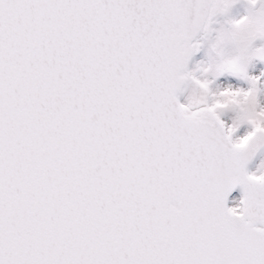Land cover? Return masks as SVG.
I'll return each instance as SVG.
<instances>
[{"label": "snow or ice", "instance_id": "obj_1", "mask_svg": "<svg viewBox=\"0 0 264 264\" xmlns=\"http://www.w3.org/2000/svg\"><path fill=\"white\" fill-rule=\"evenodd\" d=\"M258 65L264 0H0V264H264Z\"/></svg>", "mask_w": 264, "mask_h": 264}, {"label": "rangeland", "instance_id": "obj_2", "mask_svg": "<svg viewBox=\"0 0 264 264\" xmlns=\"http://www.w3.org/2000/svg\"><path fill=\"white\" fill-rule=\"evenodd\" d=\"M243 13H244V8H243L242 5H241L237 10H234V15H236V16L242 15ZM203 59H205L204 52H203V57L200 58L199 60H197V61L194 63L193 68H195V66H196V64H197L198 61L203 60ZM257 67H264V65H258ZM244 86H246V85H244ZM260 159H261V158H260ZM260 159H259V161L257 162V164L255 165V167L253 168V171L256 170V168H257V166H258V164H259V162H260ZM239 197H240V195L236 196L235 198H239Z\"/></svg>", "mask_w": 264, "mask_h": 264}]
</instances>
